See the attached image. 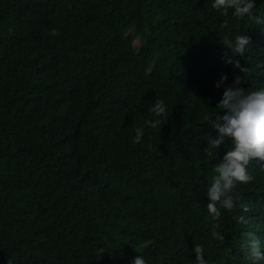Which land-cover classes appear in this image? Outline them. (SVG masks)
Here are the masks:
<instances>
[{
    "label": "trees",
    "instance_id": "obj_1",
    "mask_svg": "<svg viewBox=\"0 0 264 264\" xmlns=\"http://www.w3.org/2000/svg\"><path fill=\"white\" fill-rule=\"evenodd\" d=\"M253 12L0 0V264H196V246L205 264H249V234L264 247V162L213 218L207 188L230 140L205 149L206 118L223 111L214 81L264 89V0ZM241 33L239 66L224 63L221 40Z\"/></svg>",
    "mask_w": 264,
    "mask_h": 264
},
{
    "label": "clouds",
    "instance_id": "obj_2",
    "mask_svg": "<svg viewBox=\"0 0 264 264\" xmlns=\"http://www.w3.org/2000/svg\"><path fill=\"white\" fill-rule=\"evenodd\" d=\"M255 6L256 0H211L213 9L222 14L231 10L233 17L241 19L253 17ZM221 42L227 50L222 54L223 62L238 67L239 62L233 57L245 53L250 37L241 33L233 39L224 38ZM226 80L227 74L222 73L214 81L215 88L223 87L221 97L215 105L217 110H223L222 113L216 112L213 117L206 118L217 130L216 137L210 138L209 148L205 149L206 155L215 156V149L226 137L231 144L222 159L215 164V174L207 188V209L213 218L219 214L218 202L226 209L232 207L233 201L227 194L234 190L237 182L246 183L252 180L248 170L249 162L253 159L264 162V89L246 92L241 86V77L235 76L231 85L225 84ZM152 110L158 116L166 115L163 101L156 102ZM142 134V129L137 128L134 142H139ZM194 251L196 264H205L202 249L196 246ZM245 252L249 264H264V247L252 234H249ZM130 264H146V260L139 254L132 257Z\"/></svg>",
    "mask_w": 264,
    "mask_h": 264
},
{
    "label": "rangeland",
    "instance_id": "obj_3",
    "mask_svg": "<svg viewBox=\"0 0 264 264\" xmlns=\"http://www.w3.org/2000/svg\"><path fill=\"white\" fill-rule=\"evenodd\" d=\"M135 44L136 45H139L140 44L139 38L136 39Z\"/></svg>",
    "mask_w": 264,
    "mask_h": 264
},
{
    "label": "bare ground",
    "instance_id": "obj_4",
    "mask_svg": "<svg viewBox=\"0 0 264 264\" xmlns=\"http://www.w3.org/2000/svg\"><path fill=\"white\" fill-rule=\"evenodd\" d=\"M82 225V224H81Z\"/></svg>",
    "mask_w": 264,
    "mask_h": 264
}]
</instances>
